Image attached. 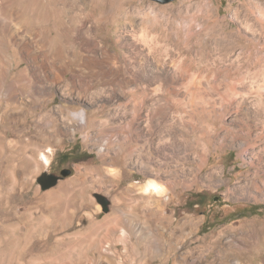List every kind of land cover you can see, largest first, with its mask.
Returning <instances> with one entry per match:
<instances>
[{
    "label": "rangeland",
    "instance_id": "1",
    "mask_svg": "<svg viewBox=\"0 0 264 264\" xmlns=\"http://www.w3.org/2000/svg\"><path fill=\"white\" fill-rule=\"evenodd\" d=\"M122 1L0 0V264H264V0Z\"/></svg>",
    "mask_w": 264,
    "mask_h": 264
},
{
    "label": "bare ground",
    "instance_id": "2",
    "mask_svg": "<svg viewBox=\"0 0 264 264\" xmlns=\"http://www.w3.org/2000/svg\"><path fill=\"white\" fill-rule=\"evenodd\" d=\"M91 1L93 2V0H91ZM87 3H90V2L87 1ZM125 4L126 3L124 1L119 0V2H118V8L119 9H118V12H117L118 15L119 14H122V12L124 10V5ZM91 6L93 8H96L95 3H91ZM98 11H100V10H98ZM132 16L133 15H130L129 16V18H128V21L129 22H131L133 20V17ZM137 28H138V30H132L129 33L132 36V38L134 39V42H138L139 41V43H140L139 45H141L142 47L143 46L146 47V49H148V51L151 50V49L152 50H155L157 48V45H156L157 44V41H156L157 38L152 33L153 30L151 29V27H149L147 24H145V23L142 22ZM112 33L113 34H116V28H114L112 30ZM89 50H91L96 55H100V54H103V53H107L106 50L105 51L102 50L101 45L97 41H95V40L92 41L91 48H89ZM110 66H112V64H110ZM76 116L81 120L84 117V114H83L82 111H79V112L76 113ZM256 187H258V186H256ZM151 189L158 191L157 190L158 189L157 185L155 183H153V182H151L147 186H145L142 189V191H148V190H151ZM238 247L241 248V245H239ZM257 257H259V256H257ZM234 262H237V261H234Z\"/></svg>",
    "mask_w": 264,
    "mask_h": 264
},
{
    "label": "water",
    "instance_id": "3",
    "mask_svg": "<svg viewBox=\"0 0 264 264\" xmlns=\"http://www.w3.org/2000/svg\"><path fill=\"white\" fill-rule=\"evenodd\" d=\"M154 1L158 3H167L174 0H154ZM70 171H71L70 169L65 168L60 171V174H56L53 172H43L37 178V181L41 184L42 189H45L55 185L59 179H62L65 176L69 175ZM93 196L95 197L96 201L100 204L101 210L104 213L108 212L111 206L110 199L101 193H94Z\"/></svg>",
    "mask_w": 264,
    "mask_h": 264
},
{
    "label": "trees",
    "instance_id": "4",
    "mask_svg": "<svg viewBox=\"0 0 264 264\" xmlns=\"http://www.w3.org/2000/svg\"><path fill=\"white\" fill-rule=\"evenodd\" d=\"M74 159H75V160H78V159H80V158H79V157H75Z\"/></svg>",
    "mask_w": 264,
    "mask_h": 264
}]
</instances>
